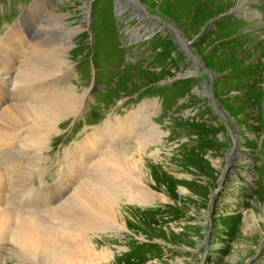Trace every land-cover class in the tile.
Listing matches in <instances>:
<instances>
[{
  "label": "rangeland",
  "instance_id": "1",
  "mask_svg": "<svg viewBox=\"0 0 264 264\" xmlns=\"http://www.w3.org/2000/svg\"><path fill=\"white\" fill-rule=\"evenodd\" d=\"M51 1H34L41 7L29 15L33 28ZM79 1L58 0L49 10L61 14L66 25L80 26L69 38L66 86L89 93L81 109L84 113L92 110L93 102L97 106L103 95L112 102L132 98L136 104L123 115H109L93 124L82 138L64 147L57 146L60 140L54 142V149L62 150L58 158L49 144L43 170L52 158L57 174L47 171L45 178L57 182L58 167L68 161L64 150L97 125L153 105L149 120L164 133L160 141L140 149L152 170L154 164L172 158L167 175L173 185L166 193L163 187H155L165 195V202L158 200L149 221L132 225L135 235L113 238L111 244L117 249L109 246L105 262L264 264V0H248V15L232 12L239 0ZM137 3L155 11L161 22L147 16ZM83 6L88 9L89 25ZM104 22L110 31L101 29ZM119 28L128 34L127 41L114 47L111 62L115 63L106 62L111 51L106 35L118 42ZM49 38L53 37L42 40L50 43ZM127 50L132 59L125 62ZM66 118L51 136H61ZM124 143L132 151L137 149L132 139ZM29 202L39 204L33 198ZM97 234L101 235L99 231L91 235ZM11 249L9 241L0 264H17ZM115 251L116 262H110Z\"/></svg>",
  "mask_w": 264,
  "mask_h": 264
},
{
  "label": "bare ground",
  "instance_id": "2",
  "mask_svg": "<svg viewBox=\"0 0 264 264\" xmlns=\"http://www.w3.org/2000/svg\"><path fill=\"white\" fill-rule=\"evenodd\" d=\"M247 2L239 0L232 9L234 15H248ZM40 7L34 3L32 12ZM81 11L87 16V6ZM30 22L7 28L0 48V141L10 139L27 156L0 153V260L11 241L10 256L17 264L107 263L109 246L117 249L111 244L113 238L135 235L132 225L141 219L149 221L158 200L165 202V195L155 187H163L166 193L173 185L167 175L172 158L154 164L152 170L140 149L160 141L164 131L149 120L153 105L139 106L127 118L108 119L64 150L68 161L58 167L59 179L45 185L43 154L50 148V136L59 132L63 118L81 111L89 93L66 86L63 74L71 63L66 57L69 38L80 26L66 25L61 14L48 12L40 27L43 32L38 29L19 65L29 45ZM48 36L53 37L50 43L42 40ZM9 80L23 87L14 101L2 91V84ZM130 139L137 145L133 151L124 143ZM32 198L39 204H31ZM98 231L101 235H91ZM117 255L115 251L110 262H116Z\"/></svg>",
  "mask_w": 264,
  "mask_h": 264
},
{
  "label": "water",
  "instance_id": "3",
  "mask_svg": "<svg viewBox=\"0 0 264 264\" xmlns=\"http://www.w3.org/2000/svg\"><path fill=\"white\" fill-rule=\"evenodd\" d=\"M246 264V263H245Z\"/></svg>",
  "mask_w": 264,
  "mask_h": 264
}]
</instances>
